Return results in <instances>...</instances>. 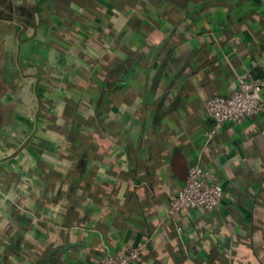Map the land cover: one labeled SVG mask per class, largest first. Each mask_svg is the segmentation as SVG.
Segmentation results:
<instances>
[{"label": "crops", "instance_id": "crops-1", "mask_svg": "<svg viewBox=\"0 0 264 264\" xmlns=\"http://www.w3.org/2000/svg\"><path fill=\"white\" fill-rule=\"evenodd\" d=\"M246 72L264 0H0V264H264V113L205 136ZM197 159L220 210L169 214Z\"/></svg>", "mask_w": 264, "mask_h": 264}, {"label": "built area", "instance_id": "built-area-1", "mask_svg": "<svg viewBox=\"0 0 264 264\" xmlns=\"http://www.w3.org/2000/svg\"><path fill=\"white\" fill-rule=\"evenodd\" d=\"M263 89L264 78H257L252 72H246L230 93L206 98L203 106L211 119V127L205 133L206 140L225 123L237 126L246 119L263 114ZM223 195L220 181L207 165H203L197 159L188 164L185 182L169 202L168 213L175 214L185 207L215 213L220 210ZM141 249L142 246H133L125 253H109L91 264H133L138 259Z\"/></svg>", "mask_w": 264, "mask_h": 264}, {"label": "trees", "instance_id": "trees-1", "mask_svg": "<svg viewBox=\"0 0 264 264\" xmlns=\"http://www.w3.org/2000/svg\"><path fill=\"white\" fill-rule=\"evenodd\" d=\"M126 65L127 64H125V63L123 64L121 62L120 64H117L115 67H113L110 70H108V72H107L108 73V78L109 77L111 78L114 75V77L117 78L118 81L124 80L125 77L127 76V73H128V69H127ZM139 258L140 257H138V259L136 260V262H138Z\"/></svg>", "mask_w": 264, "mask_h": 264}]
</instances>
